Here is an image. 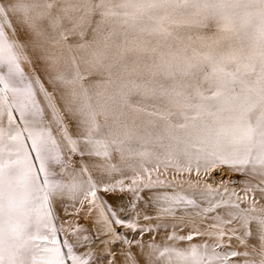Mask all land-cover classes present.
<instances>
[{
  "label": "snow or ice",
  "instance_id": "snow-or-ice-1",
  "mask_svg": "<svg viewBox=\"0 0 264 264\" xmlns=\"http://www.w3.org/2000/svg\"><path fill=\"white\" fill-rule=\"evenodd\" d=\"M0 264H264V0H0Z\"/></svg>",
  "mask_w": 264,
  "mask_h": 264
}]
</instances>
